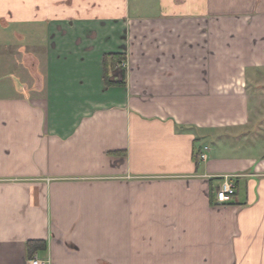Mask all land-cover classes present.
Segmentation results:
<instances>
[{"label":"crops","instance_id":"crops-1","mask_svg":"<svg viewBox=\"0 0 264 264\" xmlns=\"http://www.w3.org/2000/svg\"><path fill=\"white\" fill-rule=\"evenodd\" d=\"M263 75L264 0H0V264H264Z\"/></svg>","mask_w":264,"mask_h":264},{"label":"rangeland","instance_id":"rangeland-1","mask_svg":"<svg viewBox=\"0 0 264 264\" xmlns=\"http://www.w3.org/2000/svg\"><path fill=\"white\" fill-rule=\"evenodd\" d=\"M250 89L253 90L257 103H261L260 105L258 104V110L254 116V120L256 121L254 133L257 134V136L262 135L264 137V75L258 81L254 82V84L250 86Z\"/></svg>","mask_w":264,"mask_h":264},{"label":"built area","instance_id":"built-area-1","mask_svg":"<svg viewBox=\"0 0 264 264\" xmlns=\"http://www.w3.org/2000/svg\"><path fill=\"white\" fill-rule=\"evenodd\" d=\"M206 155H202V159L206 160ZM236 195V188L227 179L223 182L216 194V203L218 205H226L232 202ZM26 264H51L49 259H40L38 257L27 260Z\"/></svg>","mask_w":264,"mask_h":264},{"label":"trees","instance_id":"trees-1","mask_svg":"<svg viewBox=\"0 0 264 264\" xmlns=\"http://www.w3.org/2000/svg\"><path fill=\"white\" fill-rule=\"evenodd\" d=\"M29 249H30V252H31V256H33L36 253V251H39V250H42V249L43 250L46 249V245L43 242H30L29 243Z\"/></svg>","mask_w":264,"mask_h":264}]
</instances>
